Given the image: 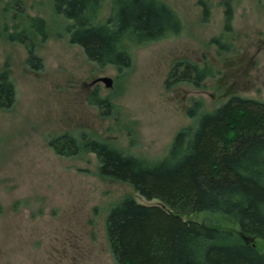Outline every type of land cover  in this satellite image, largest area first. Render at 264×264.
I'll return each mask as SVG.
<instances>
[{"label": "rangeland", "instance_id": "obj_1", "mask_svg": "<svg viewBox=\"0 0 264 264\" xmlns=\"http://www.w3.org/2000/svg\"><path fill=\"white\" fill-rule=\"evenodd\" d=\"M183 32L134 50L129 67L101 66L70 41L72 22L54 0H0V71L15 84L12 106H0V264H119L107 231L110 210L125 197L148 200L124 181L103 176L92 151L59 153L57 137L70 133L79 149L92 139L125 153L158 160L176 135L198 117L196 99L211 111L233 95L264 99V0H233L232 30L225 8L208 0H166ZM107 0L103 18L111 13ZM44 20V28L31 19ZM26 30L43 66L27 62L25 44L10 34ZM40 31L45 34H41ZM218 38V41L214 39ZM209 65L199 85L167 84L176 63ZM100 77L111 79V85ZM105 104L92 102L93 96ZM101 103V102H98ZM234 233L264 253V239L242 234L237 220L209 210L183 215Z\"/></svg>", "mask_w": 264, "mask_h": 264}, {"label": "trees", "instance_id": "obj_2", "mask_svg": "<svg viewBox=\"0 0 264 264\" xmlns=\"http://www.w3.org/2000/svg\"><path fill=\"white\" fill-rule=\"evenodd\" d=\"M106 2L54 0L56 11L72 21L70 41L101 66L129 67L134 50L184 30L182 18L166 0H113L111 13L103 18ZM199 4L208 20L211 4ZM220 4L225 8V29L231 31L233 0ZM31 20L44 28L43 19ZM10 38L25 44L29 64L43 66L26 30ZM211 74L209 65L180 61L167 84L199 85ZM15 95L10 73L3 69L0 106H12ZM91 99L108 105L95 95ZM203 108V100L192 102L188 114L198 120L180 129L158 160L127 154L99 139L79 149L70 133L54 142L59 153L94 152L103 176L128 182L148 200L162 202L145 204L125 197L110 210L107 231L119 264H264V253L251 242L232 239V231L183 219L198 211L222 212L237 220L242 234L264 239V99L233 95L211 111L200 113Z\"/></svg>", "mask_w": 264, "mask_h": 264}, {"label": "water", "instance_id": "obj_3", "mask_svg": "<svg viewBox=\"0 0 264 264\" xmlns=\"http://www.w3.org/2000/svg\"><path fill=\"white\" fill-rule=\"evenodd\" d=\"M97 81H104L107 83V86H110L111 85V79L108 78V77H100L97 79Z\"/></svg>", "mask_w": 264, "mask_h": 264}]
</instances>
